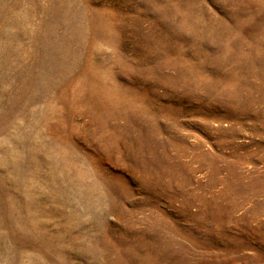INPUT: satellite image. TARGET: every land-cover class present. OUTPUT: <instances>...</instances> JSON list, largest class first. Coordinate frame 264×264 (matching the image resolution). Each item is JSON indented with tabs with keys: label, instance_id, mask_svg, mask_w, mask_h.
<instances>
[{
	"label": "rangeland",
	"instance_id": "rangeland-1",
	"mask_svg": "<svg viewBox=\"0 0 264 264\" xmlns=\"http://www.w3.org/2000/svg\"><path fill=\"white\" fill-rule=\"evenodd\" d=\"M0 264H264V0H0Z\"/></svg>",
	"mask_w": 264,
	"mask_h": 264
}]
</instances>
